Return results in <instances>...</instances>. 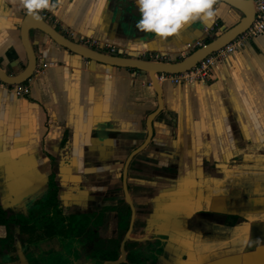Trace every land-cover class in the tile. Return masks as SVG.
Returning <instances> with one entry per match:
<instances>
[{"label":"crops","instance_id":"crops-1","mask_svg":"<svg viewBox=\"0 0 264 264\" xmlns=\"http://www.w3.org/2000/svg\"><path fill=\"white\" fill-rule=\"evenodd\" d=\"M49 5L37 14L64 39L155 65L182 62L244 18L215 0L214 23L162 42L135 28V0ZM27 14L23 0H0L8 77L27 68ZM27 37L32 74L0 79V264H125L132 253L146 264H264V31L193 86L85 58L36 28ZM12 208L22 221L10 228Z\"/></svg>","mask_w":264,"mask_h":264},{"label":"water","instance_id":"water-1","mask_svg":"<svg viewBox=\"0 0 264 264\" xmlns=\"http://www.w3.org/2000/svg\"><path fill=\"white\" fill-rule=\"evenodd\" d=\"M226 2L230 3L231 5L235 6L239 10L244 13V18L241 23L227 32L223 37L217 39L216 41L206 45L205 47L195 51L185 60L180 63L175 64H148L149 67L145 68L144 66L140 65L143 63H139L136 61L127 60L124 58L119 57H112L105 54H100L89 49L83 48L79 45H76L63 37L57 34L54 30H52L47 24L43 22L41 17L39 19H34L33 15L27 14L25 19L21 25V41L24 46L25 52L27 54V68L23 74L18 77H8L5 73L0 71V79L9 85H13L19 82H23L26 80L33 72L35 67V56L32 51V48L28 42V31L32 28H36L49 36L53 41L57 44L62 46L63 48L83 56L85 58L95 60L98 62H102L105 64L115 65V66H122V67H130V68H138L144 69L151 74L157 72L163 73H181L188 71L190 68L195 66L198 62L206 58L208 55L214 53L215 51L221 49L228 43H230L236 36L244 32L252 23L253 21V8L251 3L248 0H225ZM145 64V63H144ZM151 65V66H150ZM153 118V115L149 117V122Z\"/></svg>","mask_w":264,"mask_h":264},{"label":"clouds","instance_id":"clouds-1","mask_svg":"<svg viewBox=\"0 0 264 264\" xmlns=\"http://www.w3.org/2000/svg\"><path fill=\"white\" fill-rule=\"evenodd\" d=\"M139 19L135 28L143 33H152L160 41L176 37L180 31L199 20L210 25L215 21V0H135ZM27 13L39 19L41 9L49 8V0H23Z\"/></svg>","mask_w":264,"mask_h":264},{"label":"built area","instance_id":"built-area-1","mask_svg":"<svg viewBox=\"0 0 264 264\" xmlns=\"http://www.w3.org/2000/svg\"><path fill=\"white\" fill-rule=\"evenodd\" d=\"M248 1L252 5L254 16L252 23L245 30L244 36H236L230 43L201 60L192 71L184 72V75L179 74L176 80L180 79L191 86L195 85V83L200 85L208 83L212 77L211 70L218 60L232 53L245 40L256 37L264 31V0ZM110 51L112 52L113 50L111 49Z\"/></svg>","mask_w":264,"mask_h":264},{"label":"rangeland","instance_id":"rangeland-1","mask_svg":"<svg viewBox=\"0 0 264 264\" xmlns=\"http://www.w3.org/2000/svg\"><path fill=\"white\" fill-rule=\"evenodd\" d=\"M245 32V31H244ZM244 32H242L241 34H239L240 36H244ZM149 60H151V59H149ZM198 63H200V62H198ZM197 63V64H198ZM149 64H151V63H149ZM196 64V65H197ZM196 65L195 66H193L192 68H190L188 71H185V72H190V71H192L193 69H195V67H196ZM151 66V65H150ZM198 66V65H197ZM183 73V74H182ZM184 75V72H181V73H178L177 75ZM8 211V213H7V222H8V225L10 226V228H12L14 225H16L17 224V222L18 221H20L21 220V216H19V214H18V212H17V208H12V209H9V210H7ZM20 217V218H19ZM23 217V216H22ZM31 218V217H30ZM77 219V218H76ZM73 223L75 222V218L73 217ZM22 221V220H21ZM31 223V222H30ZM18 226V225H17ZM16 227V226H15ZM11 232H12V230H10ZM122 237V236H121ZM28 242V241H27ZM1 247H4V250L7 248L6 246H3V245H1ZM11 247H12V242L10 241L9 242V249H11ZM105 252H106V249L104 250ZM7 255H5L4 257H6ZM100 263V260L99 261H96V260H94V261H91L90 262V264H99Z\"/></svg>","mask_w":264,"mask_h":264},{"label":"trees","instance_id":"trees-1","mask_svg":"<svg viewBox=\"0 0 264 264\" xmlns=\"http://www.w3.org/2000/svg\"><path fill=\"white\" fill-rule=\"evenodd\" d=\"M129 217V211L126 213ZM4 215H5V212H3L0 208V225H5V219H4ZM129 219V218H128ZM106 249V255H107V260L109 261H115L117 259V255H114V251L112 250H109L107 247L105 248ZM117 252V251H116ZM116 254V253H115ZM108 255H111V256H108ZM136 256L137 258L134 259L133 258V261L130 262V263H125V264H146V261H145V258L144 257H141V255L137 254V253H132L131 256L129 257H134Z\"/></svg>","mask_w":264,"mask_h":264},{"label":"snow or ice","instance_id":"snow-or-ice-1","mask_svg":"<svg viewBox=\"0 0 264 264\" xmlns=\"http://www.w3.org/2000/svg\"><path fill=\"white\" fill-rule=\"evenodd\" d=\"M103 6H104V0H100V5H99V7H100V8H103ZM94 22H95V20H94ZM261 139H264V137H261ZM246 158H248V157H246ZM218 194H220V193H219V190H218ZM260 218H261V219H264V217H260ZM247 219H248L249 221H251V220L256 219V217L249 216ZM242 227H243V232H244V234H246V232H247V225H243Z\"/></svg>","mask_w":264,"mask_h":264},{"label":"bare ground","instance_id":"bare-ground-1","mask_svg":"<svg viewBox=\"0 0 264 264\" xmlns=\"http://www.w3.org/2000/svg\"><path fill=\"white\" fill-rule=\"evenodd\" d=\"M140 65L144 66L145 68L149 67L148 64H140Z\"/></svg>","mask_w":264,"mask_h":264},{"label":"flooded vegetation","instance_id":"flooded-vegetation-1","mask_svg":"<svg viewBox=\"0 0 264 264\" xmlns=\"http://www.w3.org/2000/svg\"><path fill=\"white\" fill-rule=\"evenodd\" d=\"M10 258H12L11 254H10ZM10 262H14L13 260H11ZM36 264H38V262L36 261ZM40 264V263H39Z\"/></svg>","mask_w":264,"mask_h":264}]
</instances>
